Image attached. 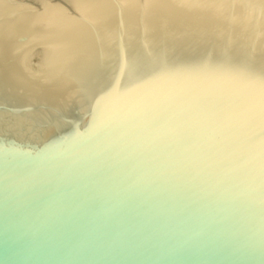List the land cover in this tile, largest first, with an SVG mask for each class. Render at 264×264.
<instances>
[{
    "label": "water",
    "instance_id": "1",
    "mask_svg": "<svg viewBox=\"0 0 264 264\" xmlns=\"http://www.w3.org/2000/svg\"><path fill=\"white\" fill-rule=\"evenodd\" d=\"M0 264H264V0H0Z\"/></svg>",
    "mask_w": 264,
    "mask_h": 264
}]
</instances>
